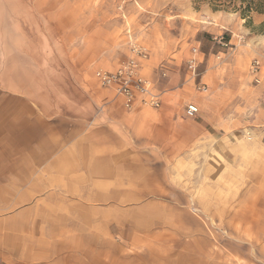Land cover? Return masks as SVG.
Here are the masks:
<instances>
[{
  "label": "rangeland",
  "instance_id": "obj_1",
  "mask_svg": "<svg viewBox=\"0 0 264 264\" xmlns=\"http://www.w3.org/2000/svg\"><path fill=\"white\" fill-rule=\"evenodd\" d=\"M132 40L147 49L141 74L163 100L161 109H142L146 123L136 122L134 131L120 99L94 78L97 69L113 71L125 61ZM263 47L264 0H0V69L7 89L0 96L6 93L8 114L17 84L24 85L23 97L31 93L40 101L32 108L47 122L41 128L66 122L79 133L118 131L124 146L128 129L142 133L143 126L158 125L150 119L167 116L159 133L193 137L183 139L182 153L167 164L166 175L176 174L184 184L209 179L238 210L239 196L255 194L258 186L253 163H264V150L251 143L264 80L256 85L248 71ZM192 49L197 50L195 70L188 63ZM199 83L207 93L197 91ZM190 103L198 107L202 128L186 114ZM196 129L213 137L208 142L200 137L194 145ZM203 162L212 168L203 169ZM190 193L191 187L183 186V194ZM186 204L191 210L190 196ZM256 210L248 216L260 219L264 202L258 200Z\"/></svg>",
  "mask_w": 264,
  "mask_h": 264
},
{
  "label": "crops",
  "instance_id": "obj_2",
  "mask_svg": "<svg viewBox=\"0 0 264 264\" xmlns=\"http://www.w3.org/2000/svg\"><path fill=\"white\" fill-rule=\"evenodd\" d=\"M27 89L17 84L8 114L6 93L0 96V264H264V213L248 216L264 202L263 162L253 163L255 194L242 193L234 210L235 201L216 193L209 179L184 184L166 175L183 139L193 137L159 133L167 116L150 119L158 125L143 126L142 133L128 129L124 146L118 125L115 133H79L66 122L41 128L47 122L32 108L40 101L31 93L23 97ZM261 89L251 143L264 150V84ZM160 102L159 109L161 95ZM142 109L148 108L126 111L133 131L136 122L146 123ZM197 114L194 126L202 128ZM110 120L118 124L116 116ZM209 136L194 131V145ZM183 186L191 187L190 195Z\"/></svg>",
  "mask_w": 264,
  "mask_h": 264
},
{
  "label": "built area",
  "instance_id": "obj_3",
  "mask_svg": "<svg viewBox=\"0 0 264 264\" xmlns=\"http://www.w3.org/2000/svg\"><path fill=\"white\" fill-rule=\"evenodd\" d=\"M218 44L222 48H226L228 44L219 37ZM130 56L119 64L113 71L97 69L94 72V78L103 89L112 90L115 96L120 99L124 110L131 112L137 107L159 109L160 95L155 91L154 84L149 79L141 74L142 65L148 60V51L138 41H130L129 43ZM196 49H192V58L188 60L191 68L195 70L197 67L195 55ZM219 59V57H217ZM264 69V47L261 55L254 58L249 67V74L253 78L256 85L261 84V71ZM165 76V74H161ZM201 93L206 92V87L201 83L196 87ZM198 113V108L194 105H187L186 114L195 116Z\"/></svg>",
  "mask_w": 264,
  "mask_h": 264
}]
</instances>
